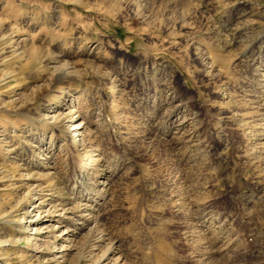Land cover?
I'll return each mask as SVG.
<instances>
[{
  "label": "rangeland",
  "instance_id": "1",
  "mask_svg": "<svg viewBox=\"0 0 264 264\" xmlns=\"http://www.w3.org/2000/svg\"><path fill=\"white\" fill-rule=\"evenodd\" d=\"M263 115L264 0H0V264H246Z\"/></svg>",
  "mask_w": 264,
  "mask_h": 264
},
{
  "label": "bare ground",
  "instance_id": "2",
  "mask_svg": "<svg viewBox=\"0 0 264 264\" xmlns=\"http://www.w3.org/2000/svg\"><path fill=\"white\" fill-rule=\"evenodd\" d=\"M254 89V88H253ZM175 113V112H174ZM177 113V112H176ZM177 114H179V113H177ZM178 116V115H177ZM264 116V115H263ZM257 117V116H256ZM195 118V117H194ZM197 120V126L199 127L200 126V120L199 119H196ZM171 124H167V125H165V127L164 128H166L167 126L169 127ZM170 128V127H169ZM255 156V155H254ZM259 156H255V157H253L251 160H253V159H256V158H258ZM93 158V157H92ZM250 160V161H251ZM86 162V161H85ZM71 165H75V163H76V160L73 158V159H71V161L69 162ZM81 168V167H80ZM79 171H81V170H79ZM95 172H97V171H95ZM79 174H81V173H79ZM78 175V174H77ZM76 175V176H77ZM184 176H185V180H184ZM81 177V176H80ZM77 178V177H76ZM179 179H181L183 182H187V183H189V180H187V179H189V177L188 176H186L185 174L182 176V177H180ZM187 183H186V185H187ZM75 184V183H74ZM185 185V186H186ZM182 186H184V185H182ZM188 186V185H187ZM180 187V186H179ZM184 188V187H183ZM182 188V189H183ZM186 188V187H185ZM181 189V190H182ZM95 190V189H94ZM180 190V191H181ZM180 193V192H179ZM195 189L194 188H192L191 187V184H190V186H189V188L188 189H186L185 190V192L183 193L182 192V195H183V197L181 196L180 197V195H179V200L181 199V200H183V201H181V203L177 206H174V208L175 207H178L179 209H178V211L179 210H181V211H183V213L185 212V213H188V214H186V215H190L189 217H192L195 213H194V209L195 210H199L198 208H199V205H198V203L196 202V201H198V200H195L194 199V197H195ZM178 197V196H177ZM172 203H174V202H172ZM175 204H176V201H175ZM203 205V204H202ZM206 206V205H205ZM203 207V206H202ZM201 207V208H202ZM203 208H205V207H203ZM177 209V208H176ZM212 214V213H211ZM237 214H239V215H241V213H238L234 208L232 209H226V211H224V212H217L216 211V213H214V215H213V221H211V223H219V224H221V226H219L217 229H211V228H209V229H207L206 231H210V233H212L213 234V237L211 238V239H209V237L207 238L205 235H204V237H203V235H202V242H203V247H199V245H197V247L196 248H194L193 250H195L194 251V253H198L199 255H201L202 257H205V259H206V261L207 260H212L214 257H217V256H219V255H221V253H219V252H216V251H214V248H215V246H216V244L221 240V232H223L226 228H227V225L228 224H232V226L233 227H235L236 228V232L234 233V235H237V234H240L241 232H243V227H244V225H242V223H240V222H235L234 221V218H235V216L237 215ZM243 214V213H242ZM185 215V216H186ZM244 215H246V216H248V214L246 213V214H244ZM242 217V216H241ZM201 218V217H200ZM259 218H260V216H259ZM227 221H228V223H227ZM257 222H261L262 224L259 226V227H257V229H258V231H255V233L253 234V235H255V237H257V236H259L260 238H261V242H262V244L263 245H261V242L259 241V243L256 245V244H254V243H252V241L254 242L255 240L254 239H251V240H248V238L246 239L247 240V243L245 244V247H244V250H246L245 252H247V256H245L246 258H244V259H247V263L246 264H256V263H261V264H264V221H260L258 218L256 219V223ZM263 226V227H262ZM193 227V226H192ZM234 228V229H235ZM263 228V229H262ZM188 228L185 226V225H182L181 227H179V234L180 235H184L185 236V234L186 233H189V229L187 230ZM205 230V229H204ZM223 230V231H222ZM255 230V229H254ZM201 231H203V230H201ZM206 231L204 232V233H206ZM231 231V230H230ZM235 231V230H234ZM233 231V232H234ZM250 231H253V230H250ZM191 232V231H190ZM245 232V231H244ZM203 233V232H202ZM203 233V234H204ZM232 233V232H231ZM251 233V232H250ZM189 235H193L192 233L190 234L189 233ZM198 235V234H197ZM240 235H238V239L236 238V241L234 242V243H240V241H241V237H239ZM263 236V237H262ZM189 237V236H188ZM192 237V236H191ZM194 237V236H193ZM101 238V236L99 235V234H96L94 237H93V239H100ZM193 239V238H192ZM195 239V238H194ZM194 241V240H193ZM241 244V243H240ZM164 246V245H163ZM244 246V245H243ZM162 247V246H161ZM171 255V261H172V263L173 264H175L176 263V260H175V258L173 257V255H172V252L170 253ZM196 255V254H195ZM202 259V258H201ZM169 260V259H168ZM167 260V261H168ZM214 260V259H213ZM166 261V262H167ZM200 261H202V260H200ZM203 261H205V260H203ZM240 261V260H239ZM169 262V261H168ZM199 262V261H198ZM210 262H212V261H210ZM221 262V261H220ZM225 262V261H224ZM214 263V262H213ZM227 263V262H226ZM226 263H223V262H221V263H219V264H226ZM258 263V264H259ZM163 264V263H162ZM207 264V263H206ZM209 264V263H208Z\"/></svg>",
  "mask_w": 264,
  "mask_h": 264
}]
</instances>
